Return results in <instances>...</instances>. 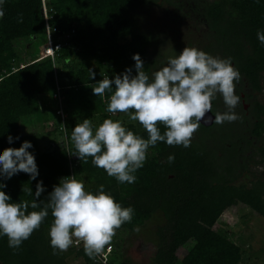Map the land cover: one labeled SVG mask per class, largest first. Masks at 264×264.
<instances>
[{
  "label": "trees",
  "instance_id": "trees-1",
  "mask_svg": "<svg viewBox=\"0 0 264 264\" xmlns=\"http://www.w3.org/2000/svg\"><path fill=\"white\" fill-rule=\"evenodd\" d=\"M158 1L46 0L47 22L42 0H4L0 5L5 13L0 18V153L9 147L19 148L24 141L31 142L28 151L35 156L39 175L35 180L23 172L11 179L0 178L7 185L0 190L11 197L10 202H31L35 199L36 184L42 181L45 191L39 200L47 203L48 194L64 177L75 174L84 181L86 190L94 194L103 185L104 191L122 207L134 209L132 221L123 224L109 244L114 247L110 264H132L124 255L125 240L120 235L136 234L156 221L161 225L146 233L157 248L152 264H241L243 246L230 237V231L224 230L228 225L224 216L236 209L243 219V213L250 210L264 219V170H251L253 179L249 184H236L231 171L239 164L237 153L232 151L237 141L229 140L232 129L226 122L210 127L200 125L187 148L168 146L165 142L150 147L132 184H121L109 177L92 164L91 157L85 162L74 155L72 130L84 119L91 121L94 131L105 119L119 120L128 130L148 138L139 122L127 121L128 114L107 112L114 88L106 90L103 98L96 97L92 88L105 77L114 79L127 68H132V75H136L132 57L137 53L150 80L152 73L163 67V57L152 59L149 53L156 38L143 31L139 18V11L157 5ZM201 1L212 21L211 29L219 38V51L232 58L240 80L262 95L264 45L257 32L264 31V0ZM49 39L64 47L54 57L42 59L40 47L46 46ZM263 101L253 103L256 121L245 128L256 140L252 157L255 168H264ZM49 125L61 142L51 139L44 147L43 128ZM160 130L161 134L166 131L163 125ZM9 135L13 137L11 144ZM208 137L213 138L218 149H228L226 144L232 146L229 152L233 164L227 169L228 175L223 168L228 157L221 162L214 147L209 152ZM243 141L253 144L247 139ZM169 155H174V162L168 161ZM29 188L31 195L26 191ZM53 219L49 210L40 229L19 249L10 248L8 238L0 236V264H68L72 256L84 264H96L95 257L90 258L83 246L75 247L74 243L66 252L53 254L48 235ZM181 249L186 250L182 259L178 257Z\"/></svg>",
  "mask_w": 264,
  "mask_h": 264
},
{
  "label": "clouds",
  "instance_id": "clouds-1",
  "mask_svg": "<svg viewBox=\"0 0 264 264\" xmlns=\"http://www.w3.org/2000/svg\"><path fill=\"white\" fill-rule=\"evenodd\" d=\"M4 0H0L2 5ZM5 15L0 8V18ZM264 45V31L257 32ZM136 75L127 68L114 79L105 78L92 88L97 97H104L106 90L114 93L107 104V112L128 114L131 121L139 122L146 130L144 139L128 130L119 120L105 119L95 129L89 119H84L72 130L76 155L103 169L109 177L119 183L132 184L135 173L142 168L150 147L158 142L168 146L190 147L201 122L222 125L240 119L235 112L241 97L236 94L240 72L232 64V58L213 57L195 47H185L179 55L169 57L167 65L149 75L143 71L141 56L134 54ZM95 78L93 73L92 79ZM114 85V87H113ZM220 95L227 110L217 112L214 118L212 102ZM160 125L166 131L161 134ZM18 139V137H17ZM13 137L8 136L11 144ZM32 148L24 141L19 148L9 147L0 153V178L11 179L18 173L29 174L32 180L39 175ZM174 155L168 161L174 162ZM0 182V189L6 188ZM31 195L32 189H26ZM45 191L43 182L36 184L35 199L31 202H10L11 197L0 190V236L8 238L10 248L19 249L22 243L40 229L45 218H54L48 235L53 254L66 252L75 240L82 242L84 252L90 258L100 254L116 235V231L133 218L132 207H122L115 198L100 185L95 194L87 191L85 183L74 175L61 178L48 194V202H40ZM41 203L43 206L41 207ZM29 208L33 209L29 211ZM40 210H35V209ZM139 230L138 228L136 229Z\"/></svg>",
  "mask_w": 264,
  "mask_h": 264
},
{
  "label": "flooded vegetation",
  "instance_id": "flooded-vegetation-1",
  "mask_svg": "<svg viewBox=\"0 0 264 264\" xmlns=\"http://www.w3.org/2000/svg\"><path fill=\"white\" fill-rule=\"evenodd\" d=\"M167 1L168 0H160L158 1L156 6L162 7L164 4L166 9L163 12L166 18L169 19L170 22H172L174 28L175 26L179 27V29L176 31L172 28V34L174 35L175 39H178V37L181 36V39L184 40L182 41V49H184L185 47H195L203 50L206 53H209L213 57L228 58V55H226L224 51H219V38L217 37L216 32L211 29L212 21H209V17H207V15L205 14V10H203L204 8L201 7V4L204 3L203 1L173 0V4L165 3ZM204 1L211 2L212 0ZM141 11H139V13ZM183 28H186V30L182 31L181 29ZM153 37L156 38L155 36ZM157 41L158 38H156L155 42L152 43V47L149 49V53L151 54L152 59L158 56L156 54L158 51L156 45ZM160 41H162V39H160ZM181 52L182 50L177 52L176 55H179ZM232 64L235 67V64ZM166 65L167 60H165L163 67ZM235 91L236 94L241 97L240 103L235 109V112L239 115L240 119L235 122H226V124L229 125V129H232V133L229 135V140L237 141L236 147L234 148V150L232 149V151H234V153H237L236 158L239 164L234 166V169H232L231 172L232 174H234L236 184L239 185L249 184L250 180L253 179L250 171L258 170V168L254 167V162L252 160V157H254L256 153V140H254V137L250 134V131H245V128H249V126L256 121L253 103H255V101L262 103L264 90L262 95H260L258 92H254L253 88L247 82H245V80L242 79L237 83ZM216 100L217 101L215 103L212 102V114L214 116L217 112L223 113L227 110L222 96L218 95ZM244 139L249 140V142H252L253 144L244 143ZM206 146L209 152L210 148L212 147H214L215 150L218 151V156L221 158V162L225 157H228L226 163L223 165V168L226 171L225 174L228 175L229 172L227 171V169L233 164L230 158L231 152H229L232 146L226 144L228 149H218L217 146L215 147L213 138L211 137H208L206 139ZM220 150L223 151L221 152ZM229 159L230 161L228 162ZM259 168H261V170L263 171L262 167ZM170 178H174V176H170Z\"/></svg>",
  "mask_w": 264,
  "mask_h": 264
},
{
  "label": "rangeland",
  "instance_id": "rangeland-1",
  "mask_svg": "<svg viewBox=\"0 0 264 264\" xmlns=\"http://www.w3.org/2000/svg\"><path fill=\"white\" fill-rule=\"evenodd\" d=\"M165 9L164 4L162 7L153 5L141 11L139 13V18L143 31L149 32L158 38L156 43L158 48L157 55L168 61L169 57H175L177 52L183 50L182 41L184 40L181 39V36L178 37V39L174 38L172 28L176 31L179 27L175 26L174 28L172 22L166 18L163 12ZM181 30L184 31L186 28ZM160 39H162L163 42L160 41ZM43 47L46 48V46L42 45L40 49L44 51L45 48L43 49ZM127 121L136 122L129 119H127ZM38 129L42 131V128ZM43 130L46 132L45 139L42 142L44 147L51 139H55L58 143L59 141L61 142L58 134L55 135L51 133L53 131L52 126L49 125L47 129L43 128ZM257 171H259V173L263 172L261 168H258ZM236 212V209H232L224 216V221L228 224L224 226V230L230 231V237L243 246L244 256L241 264H264V219L259 215L251 213L250 210L244 212L243 214H246V218L241 219V214L238 215ZM237 216L238 219L236 220ZM158 225H161V222L158 223V221H156L148 223L147 227L142 228L136 234L131 235L126 232L120 235L125 240L124 255L132 264H152V259L157 248L154 246L153 242L148 240L146 233L148 231L154 232ZM185 254L186 250L181 249L178 252V257L182 259ZM68 264L84 263L81 260H76L72 256L68 258Z\"/></svg>",
  "mask_w": 264,
  "mask_h": 264
},
{
  "label": "built area",
  "instance_id": "built-area-1",
  "mask_svg": "<svg viewBox=\"0 0 264 264\" xmlns=\"http://www.w3.org/2000/svg\"><path fill=\"white\" fill-rule=\"evenodd\" d=\"M42 1H43L44 17H45L46 21L48 22L49 17H48V9L46 6V0H42ZM47 31H48L49 36H50L51 29H50L49 25H47ZM68 38H69V36H68ZM66 45H68V43ZM62 47H64V45L62 43H56L55 44V43H53V41L51 39H49V42L47 43L46 48L44 47L45 50L43 51L44 54L42 56V59L47 58V57H54L56 55V52L59 51ZM105 78H107V77H105ZM60 114L63 115L62 112ZM74 246L75 247H81V246H83V244H82V242L77 240L74 242ZM113 250H114V247L112 245H106L104 250L100 254L95 256L94 262L96 264H110V258L113 254Z\"/></svg>",
  "mask_w": 264,
  "mask_h": 264
},
{
  "label": "water",
  "instance_id": "water-1",
  "mask_svg": "<svg viewBox=\"0 0 264 264\" xmlns=\"http://www.w3.org/2000/svg\"><path fill=\"white\" fill-rule=\"evenodd\" d=\"M208 115H211L213 118H214V115L211 113H209ZM214 123L213 122H208V123H205V122H201V125L204 126V127H210L212 126Z\"/></svg>",
  "mask_w": 264,
  "mask_h": 264
}]
</instances>
